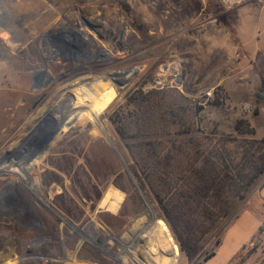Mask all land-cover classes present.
Returning a JSON list of instances; mask_svg holds the SVG:
<instances>
[{"label": "rangeland", "instance_id": "374dc122", "mask_svg": "<svg viewBox=\"0 0 264 264\" xmlns=\"http://www.w3.org/2000/svg\"><path fill=\"white\" fill-rule=\"evenodd\" d=\"M263 152L264 0H0V264H264Z\"/></svg>", "mask_w": 264, "mask_h": 264}, {"label": "trees", "instance_id": "16d2710c", "mask_svg": "<svg viewBox=\"0 0 264 264\" xmlns=\"http://www.w3.org/2000/svg\"><path fill=\"white\" fill-rule=\"evenodd\" d=\"M210 3L213 6H215L216 0H210ZM237 128L239 129V125L237 126ZM251 148H253V145H251ZM245 155L247 157V160H249V157H248L249 155L247 154V152L245 153ZM223 158H224V155L222 154L221 160H223ZM263 173H264V152L259 155L258 159L256 158V161L251 162V165L249 164V166H247L246 169H244L240 172H237V173L235 172L233 174V177L231 176V178L227 177L228 179L230 178L234 181L231 182L232 184L227 183L226 186L225 185L221 186V188H219L217 190V193H220V195H222V191H223L226 195V198H229V196H234L235 198H238V196H240L241 194H244V192L247 191L252 186V184L256 180V178L258 176L262 175ZM75 177L79 178V175L77 174V176H75ZM213 183L214 182H210V185L205 184L203 187L201 186V191H203L205 194H209V193H211L212 195L215 194L216 188L214 185H212ZM87 187L88 186H84L83 189L81 187L82 196H85L86 198H89V199H92V198L98 199L99 194H100V191H99L100 186L98 184H95L92 186L91 189H89V187L88 188ZM92 194H94V195H92ZM60 197L62 198L63 196H60ZM230 200L231 199H226V202H225V204L228 207H230V205H229ZM160 204L162 205V209L164 211V214L168 218V220H169V218L171 220L170 210L167 208V206H165L163 204V201H161ZM206 211L209 214L211 213V210H209V209H206ZM170 220L168 221V224L170 225L172 232H173L174 239L176 240V242L180 246V249L182 250V252H188L189 251L188 253L191 256L196 255L197 249L190 245V240L187 237L185 238V240L180 239V241H179V239H178L179 237L175 236L176 232L174 231L171 223H169V222H171ZM213 256H214V253H212L208 257L207 260H209Z\"/></svg>", "mask_w": 264, "mask_h": 264}, {"label": "crops", "instance_id": "0c3cea01", "mask_svg": "<svg viewBox=\"0 0 264 264\" xmlns=\"http://www.w3.org/2000/svg\"><path fill=\"white\" fill-rule=\"evenodd\" d=\"M36 163L37 162H35V164ZM122 199H123V195L120 192L116 190L109 191L107 192L105 198L103 199L102 205L105 206L111 212L116 213L120 209ZM242 230L243 229L241 228L237 232H240ZM155 235H156V238L160 239L161 243H163L166 247H169L165 250L166 253H168L166 256V259L164 260V262L162 261L161 264H172L174 262H177L176 248L171 247V245L168 246V242H167L168 240L166 239L167 236L165 235V232L161 228H159L158 230H156ZM236 241L237 240L234 237L232 238L230 237L226 242H224L221 248L219 249L217 255L215 256V258L209 261L210 264H225L228 261H230L231 258L237 253V250L240 246V242L239 244L236 245ZM217 258L218 260L216 261Z\"/></svg>", "mask_w": 264, "mask_h": 264}, {"label": "flooded vegetation", "instance_id": "af4514ba", "mask_svg": "<svg viewBox=\"0 0 264 264\" xmlns=\"http://www.w3.org/2000/svg\"><path fill=\"white\" fill-rule=\"evenodd\" d=\"M63 198H65V194H63V197H62V199ZM25 213H27V212H23V214H25ZM13 216H14V214H13ZM47 219L46 218H44L43 217V221H44V223L47 225V223H49V222H47L46 221ZM15 223H17V225H20V223H21V219L19 218L17 221L15 220ZM30 228L31 227H33V225H31V224H29L28 225ZM21 229H23V228H21ZM56 229V228H55ZM55 229H53V231L55 230ZM37 230H38V232H39V234L41 235V236H44V235H46L47 234V230H48V228L47 227H39V228H37ZM52 230V229H51ZM57 230V229H56ZM58 232H61L60 231V229H58L57 230ZM59 234H61V233H59ZM59 240H60V238H59ZM30 254V253H29ZM77 257L79 256H81V251L80 252H77V255H76ZM43 258H45V256H42ZM41 257V258H42ZM27 260H25V261H22V262H20L19 264H44V263H47V264H51V263H57V264H60L61 263V259H59V257H58V259H55L54 261H52V260H42V259H40V260H35L34 258H32V257H30V259L29 258H26Z\"/></svg>", "mask_w": 264, "mask_h": 264}, {"label": "built area", "instance_id": "2783aa9c", "mask_svg": "<svg viewBox=\"0 0 264 264\" xmlns=\"http://www.w3.org/2000/svg\"><path fill=\"white\" fill-rule=\"evenodd\" d=\"M224 9H232L250 0H217Z\"/></svg>", "mask_w": 264, "mask_h": 264}, {"label": "bare ground", "instance_id": "6f19581e", "mask_svg": "<svg viewBox=\"0 0 264 264\" xmlns=\"http://www.w3.org/2000/svg\"><path fill=\"white\" fill-rule=\"evenodd\" d=\"M16 82V81H15Z\"/></svg>", "mask_w": 264, "mask_h": 264}]
</instances>
